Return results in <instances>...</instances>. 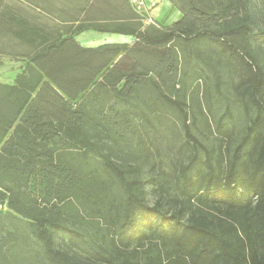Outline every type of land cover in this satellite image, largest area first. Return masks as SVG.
Segmentation results:
<instances>
[{
	"label": "trees",
	"instance_id": "1",
	"mask_svg": "<svg viewBox=\"0 0 264 264\" xmlns=\"http://www.w3.org/2000/svg\"><path fill=\"white\" fill-rule=\"evenodd\" d=\"M174 2L170 26L118 3L63 36L0 11L29 48L0 81V264H264V27L248 0ZM86 30L135 39L84 46Z\"/></svg>",
	"mask_w": 264,
	"mask_h": 264
},
{
	"label": "rangeland",
	"instance_id": "2",
	"mask_svg": "<svg viewBox=\"0 0 264 264\" xmlns=\"http://www.w3.org/2000/svg\"><path fill=\"white\" fill-rule=\"evenodd\" d=\"M106 2L121 3V0H0V11H7L8 14H15L25 17L31 24L43 27L53 36L65 35L68 27L78 21L96 17L105 19L97 9L109 10ZM246 12L253 16L256 29L264 27V0H248ZM119 12H116L118 14ZM200 29L203 26L199 27ZM210 28H218L211 25ZM75 38L84 45L97 46L104 43H121L113 36L106 34H97L96 32L84 31L75 35ZM128 44L133 43V39L123 40ZM29 48L10 34L0 31V81L12 82L16 75L21 72L25 66V54ZM209 55L217 64L224 81L230 78V74L224 63L218 61V56L209 52ZM208 88L215 94L213 99V109L210 112L211 120L214 122L225 109V100H217L215 84L213 79L207 77ZM229 98L234 114V125L236 129V138L245 130L248 124V118L233 90L229 85H222L221 88ZM199 138L207 145L217 144L216 135L211 130H205ZM152 204L156 200V195L148 190L147 196ZM1 209V207H0ZM5 214L0 210V217ZM8 225V223H7ZM8 227V226H7ZM1 231V227H0Z\"/></svg>",
	"mask_w": 264,
	"mask_h": 264
},
{
	"label": "crops",
	"instance_id": "3",
	"mask_svg": "<svg viewBox=\"0 0 264 264\" xmlns=\"http://www.w3.org/2000/svg\"><path fill=\"white\" fill-rule=\"evenodd\" d=\"M126 1H127V3H126ZM126 1L125 0H121V3H119L120 6H121L120 9H122L125 13H126L127 9L130 10V11H132L134 9L131 1L130 0L129 1L126 0ZM146 4L148 6L149 15L155 21H157L158 23H160V24H162L164 26L172 25L173 23L178 21L183 15L182 11L176 5L174 0H146ZM106 5L108 6V9H109V10H107L108 13H110V14L112 13V14L116 15V12H118L117 3L106 2ZM122 6H123V8H122ZM96 10H97V8H96ZM100 10L102 11V10H105V9L101 8ZM86 31L96 32L94 30H86ZM96 33L99 34L100 32H96ZM100 34H106L108 36H113V37H115V38H117L119 40H122L121 43H127V42H124L123 40L133 39V41H134V39H135L131 35H124V34H115V33H100ZM82 45H84V44H82ZM84 46H90V45H84ZM14 80L12 82H14ZM12 82H5V83H12Z\"/></svg>",
	"mask_w": 264,
	"mask_h": 264
},
{
	"label": "built area",
	"instance_id": "4",
	"mask_svg": "<svg viewBox=\"0 0 264 264\" xmlns=\"http://www.w3.org/2000/svg\"><path fill=\"white\" fill-rule=\"evenodd\" d=\"M134 9L144 16V23L147 24H157V22L149 15L148 6L146 0H130Z\"/></svg>",
	"mask_w": 264,
	"mask_h": 264
}]
</instances>
